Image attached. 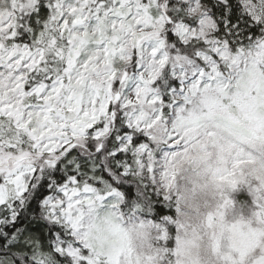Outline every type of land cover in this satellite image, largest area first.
<instances>
[{
	"label": "snow or ice",
	"instance_id": "1",
	"mask_svg": "<svg viewBox=\"0 0 264 264\" xmlns=\"http://www.w3.org/2000/svg\"><path fill=\"white\" fill-rule=\"evenodd\" d=\"M0 264H264V0H0Z\"/></svg>",
	"mask_w": 264,
	"mask_h": 264
}]
</instances>
